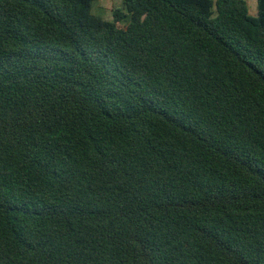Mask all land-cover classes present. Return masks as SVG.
Returning <instances> with one entry per match:
<instances>
[{"label": "trees", "instance_id": "obj_1", "mask_svg": "<svg viewBox=\"0 0 264 264\" xmlns=\"http://www.w3.org/2000/svg\"><path fill=\"white\" fill-rule=\"evenodd\" d=\"M0 0V264H264V0Z\"/></svg>", "mask_w": 264, "mask_h": 264}, {"label": "rangeland", "instance_id": "obj_2", "mask_svg": "<svg viewBox=\"0 0 264 264\" xmlns=\"http://www.w3.org/2000/svg\"><path fill=\"white\" fill-rule=\"evenodd\" d=\"M250 12H257V0H248ZM124 9L123 0H96L93 5V13L105 19L113 20L114 9Z\"/></svg>", "mask_w": 264, "mask_h": 264}]
</instances>
